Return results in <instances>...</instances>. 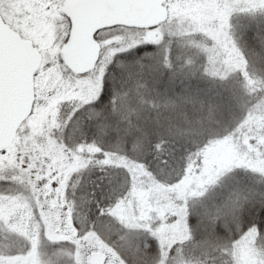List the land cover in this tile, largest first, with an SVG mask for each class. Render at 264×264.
I'll list each match as a JSON object with an SVG mask.
<instances>
[{"label":"snow or ice","instance_id":"obj_1","mask_svg":"<svg viewBox=\"0 0 264 264\" xmlns=\"http://www.w3.org/2000/svg\"><path fill=\"white\" fill-rule=\"evenodd\" d=\"M0 264H264V0H0Z\"/></svg>","mask_w":264,"mask_h":264}]
</instances>
